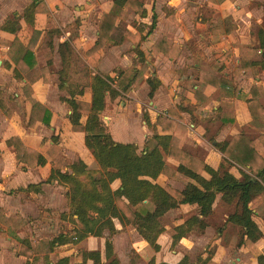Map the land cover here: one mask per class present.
Masks as SVG:
<instances>
[{"label":"crops","instance_id":"1","mask_svg":"<svg viewBox=\"0 0 264 264\" xmlns=\"http://www.w3.org/2000/svg\"><path fill=\"white\" fill-rule=\"evenodd\" d=\"M141 1L146 16H141L132 7H124L125 15L115 20L117 27L133 36L127 35L117 43L107 42L97 54L88 56L87 51L99 38L102 15L113 9L119 11L115 0H0V101L10 109L7 114L0 103V216L20 215L28 221L26 227L32 199L38 196L43 198L45 192L49 200V189L60 192V188H64L57 180L46 182L53 168L71 171L70 165L78 159H82L91 169L101 168L86 146L85 132L73 128L69 119L71 109L62 100L63 97H71L68 83L67 88H59V72L63 67L59 44L64 41H69L72 49L75 48L89 65L91 82L96 73L116 79L124 71L138 78L134 79V88L128 91L119 89L122 92L120 96H106V107L100 118L115 141L134 143L141 151L154 134L171 135L180 148L215 169H227L239 179H243L241 171L252 173L249 167L240 165L222 152L216 143L231 140L238 134H244L250 140L264 135V118L258 114L256 118L253 117L250 108L252 105L254 111L264 112V0ZM33 3H37L38 7L31 23L28 9ZM14 16L19 17L21 29L17 33L3 30L6 21ZM129 18H132V23H127ZM35 31L41 34L35 36ZM49 31L53 33L49 35ZM16 38L26 47L32 46L34 54L27 64L20 61L22 69H19L16 60H21L23 51L20 54L12 48L10 53ZM58 62L60 67L56 69ZM150 80L154 82L150 83ZM91 82L85 85L74 82L71 76L69 78V83L77 86L75 91L84 87V93L77 94L76 98L88 103L92 102L93 97ZM154 84L157 87L151 96ZM60 91L67 94L60 97ZM123 95L129 98L126 105L119 103L118 98ZM33 100L52 112L49 125L39 121L35 126H29ZM86 120L87 115H84L81 122L85 124ZM11 137H19L26 146L42 153L45 164L30 167L18 163L15 148L7 143ZM201 146L208 152L206 157L196 153V147ZM257 152L264 162V145ZM164 159L170 168L177 170V160L168 154H164ZM203 175L210 177L206 172ZM161 177L164 183L159 182ZM159 178L156 182L162 186L169 184L183 189L186 185L183 179L164 174ZM172 181L181 183L182 187H176ZM31 184H41L40 191L31 190ZM49 185L52 186L47 187ZM111 186L117 189L120 180ZM69 190L65 186V213L70 212ZM218 202L233 206L234 210L226 215L221 232L216 234L209 219L216 212ZM140 205H145L146 210L155 208L151 200H145L136 209L140 210ZM195 208L196 205L181 204L167 213H184L177 227L185 222L186 214ZM235 210L234 203H226L218 196L204 232L193 230L183 239L189 237L193 244L204 246L203 253L213 247L215 264H261L259 255H264V218L256 212L254 219L263 231V237L252 246H246L241 244V240L245 239L241 227L226 222ZM113 219L116 233L110 236L116 254L119 240L125 236V232L118 218ZM72 224L69 230L77 227L74 222ZM37 226L35 228H41ZM1 228L17 239L20 230H11L0 222V232ZM43 229L47 234L39 238L31 237L32 240L39 241L46 236L53 239L61 234H57L56 224ZM133 231L138 232L136 229ZM35 232L42 234L41 229ZM64 234L68 233L65 231ZM169 235L165 226V231L158 238L161 250L166 246V237H172ZM91 238L93 240L90 241ZM99 239L103 238L88 236L78 243L57 245L51 256L57 259L68 256L73 245L85 250L102 251V247L90 246L92 241ZM139 239L136 243H141V247L148 244L140 234ZM103 240L105 247L106 240ZM136 249L139 251L140 247ZM19 251L18 247L15 253L18 264H22V260L27 262L29 258L20 255ZM2 259L0 255V261ZM163 260L174 264L178 262ZM79 262L82 259L76 263ZM262 262L264 264V260ZM87 264L93 262L89 260Z\"/></svg>","mask_w":264,"mask_h":264},{"label":"trees","instance_id":"2","mask_svg":"<svg viewBox=\"0 0 264 264\" xmlns=\"http://www.w3.org/2000/svg\"><path fill=\"white\" fill-rule=\"evenodd\" d=\"M115 5L119 11L113 9L102 15L99 22V38L96 44L87 51L88 56L97 54L107 42L117 43L127 35L133 36L130 32L123 31L115 25V20L120 15H125V11L122 10L124 7L134 8L141 16L147 15L141 0H115ZM37 7L38 4L33 3L28 9L31 23L34 22L32 17ZM2 28L5 31L17 33L21 29L19 17L14 16L13 19H8ZM52 33L49 31V35ZM40 34L41 32L35 31V36ZM49 44L53 46L51 42ZM12 48L20 54L23 51L21 60H16L19 69H22V63L27 64L31 58H34L32 46L26 47L19 38L13 41L10 53H12ZM59 52L63 66L59 72V88H67L68 83L71 93V97H63L62 100L68 103L71 109L69 119L73 128L85 132L86 146L91 150L101 168L91 169L82 159H78L70 165L71 171L63 172L60 168L52 169L51 176L46 182L57 180L58 183L70 188L67 195L70 217L77 226L75 234L61 233L53 239L44 238L39 241L23 239L21 240L20 255L31 259L42 254L44 255L42 264H71L68 256L53 261L49 254L55 250L57 245L69 242L78 243L90 235L103 237L105 231H108L109 235L115 234L114 217H117L124 226H133L154 251L158 252L161 250L158 238L165 231L164 215L181 204L196 205L194 210L186 214L185 222L175 228V233L171 237L172 246L175 247L193 230L204 232L209 225L207 218L213 213V206L218 196L224 202L236 205L235 212L230 214L226 222L241 227L243 238H245L241 240V244L252 246L263 237V231L254 216L258 212L264 218V162L257 152V149L264 145V135L250 140L244 134H238L231 140L216 143V146L235 162L252 170L251 174L241 171L243 179L237 178L222 167L215 169L204 160L191 155L180 148L171 135L156 133L146 141L145 148L139 151V147L134 143L115 141L100 118V114L106 107V96L109 94L112 98H116L121 95L120 90L128 91L134 88L136 86L134 79L138 80L136 75L130 76L121 71L114 79L109 75L96 73L92 76L91 82L92 102L81 101L76 98V95H82L84 87L75 91L77 86L69 83L73 61L71 43L69 41L60 43ZM51 62L50 59L49 63L51 64ZM153 82L150 80V83ZM156 87L157 84L152 86L151 96ZM0 103L5 107L3 102L0 101ZM32 103L33 109L29 126H35L39 121L49 125L52 112L39 101L33 100ZM250 108L253 117L256 118L258 114L264 118L262 110L256 112L252 105ZM5 111L8 114L10 109L5 107ZM84 115H87L85 124L81 122ZM146 119L148 121V118ZM160 121L162 120L159 117L158 122ZM7 143L15 148L18 163L30 167L45 164L46 159L42 153L26 146L19 137H11ZM164 154H168L179 162L177 170L166 164ZM204 172L208 173L210 177H205ZM162 174L183 179L186 181L185 187L178 189L169 184L160 185L156 180ZM116 180H120V186L113 189L111 184ZM40 185L31 184L29 188L40 191ZM145 200L153 201L154 210L133 209ZM92 213L96 215H92ZM0 222L14 231L26 225V220L20 215L0 216ZM214 254L215 249L211 247L200 254L196 261H192L188 255H184L175 264H215ZM105 259L106 262H104L100 250H84L82 262L75 264H87L89 260L93 264H123L115 254L109 238L105 242ZM263 260L264 255H259L261 264ZM150 264L174 263L167 261L157 263L153 257Z\"/></svg>","mask_w":264,"mask_h":264},{"label":"rangeland","instance_id":"3","mask_svg":"<svg viewBox=\"0 0 264 264\" xmlns=\"http://www.w3.org/2000/svg\"><path fill=\"white\" fill-rule=\"evenodd\" d=\"M132 18H129L127 20V23H132ZM77 28H75L76 30ZM73 61L71 64V71L70 76L72 77V80L74 82L83 83L85 85H89L91 82V69L89 68V65L86 64V62L83 60L81 55L76 51L74 48L73 50ZM60 67V62H58V69ZM66 91H60L58 96L66 95ZM59 97V98H60ZM127 96L123 95L122 97H119V103H124L125 105L128 104L127 102ZM117 100V99H116ZM129 100V98H128ZM115 101V100H114ZM147 104V102H145ZM145 104V105H146ZM145 105H142V107H146ZM132 109V108H131ZM1 115V111H0ZM196 153L202 157H206L208 155L207 150L204 147H196ZM64 159V158H63ZM168 160V159H167ZM222 163V162H221ZM225 164V163H224ZM160 183H164L163 178H159ZM173 185L176 187H182L181 183L172 181ZM61 185V184H60ZM64 188H60L59 190L56 189H49L48 194L50 195L49 200L47 199V193L44 192V197L38 196L37 199H32V204H30V210L28 211L27 217L29 218V223L26 227L19 229L17 239L11 237L8 233H6L2 228L0 232V237L2 239L3 245L0 246V255L3 259L0 261V264H18V261H16L15 253L18 251V247L20 249L21 247V240L23 239H30L31 237L39 238L40 236H44L47 234V231L43 229L45 226L48 227V225L56 224L57 225V234L64 233L65 231L69 235L75 234V229L69 230L70 227H73L72 218L70 217V212L65 213V185L62 184ZM52 185H49L47 187H51ZM52 195V196H51ZM34 204V205H33ZM68 205V204H67ZM48 206V207H45ZM37 207V209H36ZM36 209V211H35ZM133 209H136V207H133ZM148 209L145 205H140V210L144 211ZM234 210V207L228 206L222 202H218L216 206V212L213 213V215L210 217V225L212 226V229L218 234L221 232V228L224 225V219L226 218V215L229 212H232ZM63 211V212H62ZM184 214V213H183ZM183 214L175 211H171L167 213L164 217V224L166 226V231L172 236V233L174 231V227L176 225L180 224L183 220ZM186 214V213H185ZM93 215V213H92ZM28 221L26 220V223ZM75 224V223H74ZM37 227L41 228H35ZM76 225V224H75ZM41 229L42 234H38L35 232V230ZM135 228L131 225H125L123 228V232H125V236L123 238H119V245H117V256L120 257V260L123 264H150L151 259L154 257L156 261H165L163 259H168L172 262H177L180 258H182L184 255H188L192 261H195L196 258L203 254L204 246H201L199 244H193V241L191 238L188 237V239L181 240L175 247L172 246V238L166 237L165 243L166 246H164L163 250L161 251H154V249L150 245H146L144 247H141V243H136L139 239L138 232H134ZM168 229V230H167ZM51 235V234H50ZM169 235V236H170ZM90 235L89 237H91ZM170 236V237H171ZM10 237V238H9ZM94 237V236H92ZM44 238H50L48 236ZM42 238V239H44ZM100 238V237H97ZM103 239H112V236L109 235L108 231H105L104 236L101 237ZM51 239V238H50ZM99 239L96 240V242L92 241L90 246L92 247H102V253H103V260L106 262L105 256H104V240ZM171 245L169 246V241ZM41 240V239H40ZM93 240L92 238L90 241ZM214 240L211 241V243ZM137 246V247H135ZM140 250L137 251L136 248H139ZM85 249L78 247L77 245L71 246L69 249V257L71 260V263H76L82 259V253ZM65 252V251H64ZM44 256V255H43ZM43 256H37L33 258L34 260L31 261L30 259L25 262V260H22V264H42L43 263ZM49 257L51 258V254H49ZM53 258V259H52ZM51 259L53 261L58 260L56 257H52Z\"/></svg>","mask_w":264,"mask_h":264}]
</instances>
